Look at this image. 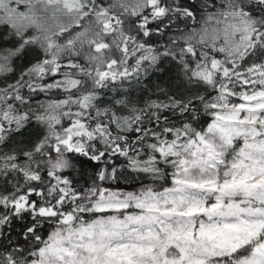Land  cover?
I'll list each match as a JSON object with an SVG mask.
<instances>
[{"label": "snow or ice", "instance_id": "snow-or-ice-1", "mask_svg": "<svg viewBox=\"0 0 264 264\" xmlns=\"http://www.w3.org/2000/svg\"><path fill=\"white\" fill-rule=\"evenodd\" d=\"M0 264H264V0H0Z\"/></svg>", "mask_w": 264, "mask_h": 264}]
</instances>
